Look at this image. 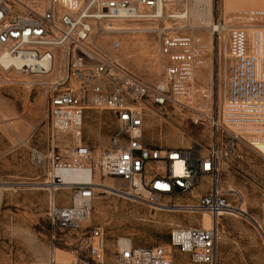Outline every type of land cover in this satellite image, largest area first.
I'll return each instance as SVG.
<instances>
[{"label": "built area", "instance_id": "1", "mask_svg": "<svg viewBox=\"0 0 264 264\" xmlns=\"http://www.w3.org/2000/svg\"><path fill=\"white\" fill-rule=\"evenodd\" d=\"M190 1L0 0V55L27 60L10 67L48 79L44 87L52 127L72 137L64 148L54 144L46 155L43 183L49 196L47 215L55 230H83L92 218L98 185H108L105 181L113 178L128 184V190H120L123 195L145 198L166 209L211 214L212 228L204 227L202 215L200 225L174 230L171 245L189 253L197 264H219L218 218L240 211L221 184V163L228 162L241 143L260 152L258 145L264 144L260 73L264 42L258 39L254 47L249 34L250 27L264 31V9L246 10L239 16L243 26L230 32L233 62L223 105L213 120L225 140L217 138L208 149L200 143L189 148L155 145L145 137L148 110L164 108L194 84L201 38L188 33L164 36L160 49L164 77L156 83L146 82L125 65L117 56L120 41L107 38L108 22L155 21L169 5L186 11ZM89 110L110 111L116 118V130L104 148H93L86 135ZM73 170L89 179L69 181L65 173ZM160 199L169 202L160 204ZM81 233L87 257L69 264H174L163 246H135L132 240L128 247L119 241L109 258L102 228Z\"/></svg>", "mask_w": 264, "mask_h": 264}, {"label": "rangeland", "instance_id": "2", "mask_svg": "<svg viewBox=\"0 0 264 264\" xmlns=\"http://www.w3.org/2000/svg\"><path fill=\"white\" fill-rule=\"evenodd\" d=\"M245 1L213 0V20L208 25L204 22L206 0H191L186 11L170 6L172 15L184 17L123 22L126 26L139 23L151 27L135 39L136 44L131 39L138 34H116L121 43L117 56L146 82L156 83L164 77V58L160 53L164 36L188 33L203 43L198 59L201 63L195 68L190 89L164 108L148 110L145 137L149 143L174 148L200 143L208 149L217 138L225 140L213 120H217L223 105L233 62L229 35L233 28L243 26L239 16L246 11L230 4ZM216 22L224 28L215 31L212 23ZM253 30L249 28L251 44ZM127 41L133 46L128 48ZM47 81L14 69L8 71L0 65V186H7L0 187V264H52L54 260L59 264L80 263L87 257L81 231L93 227L104 230L109 258H113L117 243L127 239L135 246H163L174 264H197L189 253L173 247L171 238L181 226L200 225L203 214H192L183 207L166 209L145 198L106 193L104 187H97L92 218L83 224V230H55L47 215L49 196L43 184L46 155L54 144L64 148L72 137L52 127L44 87ZM116 127V118L110 111L89 110L86 114V135L93 148L108 146ZM258 146L262 152L241 143L234 156L221 163V184L232 193L231 202L239 205L240 211L226 212L218 220L219 264H264V144ZM71 178L88 180L79 173H73ZM117 183L128 190L127 183ZM61 194L71 196L67 191ZM210 221L203 217L206 226Z\"/></svg>", "mask_w": 264, "mask_h": 264}, {"label": "bare ground", "instance_id": "3", "mask_svg": "<svg viewBox=\"0 0 264 264\" xmlns=\"http://www.w3.org/2000/svg\"><path fill=\"white\" fill-rule=\"evenodd\" d=\"M199 1H203V0H199ZM206 1H207L208 8H207V10H205V13H206L205 19H206V21H204L205 19L203 21L205 23H207V25H208V23L211 20H213L212 19V8H211V5H212L213 0H206ZM230 5L236 6L237 7V10H251V9H255V8H263L264 9V0H246L245 2H238V3L230 4ZM170 6L171 5H169L167 8H164L162 10V12L160 13L161 18H164L165 16H176V17H184L185 16V15L183 16L181 14H176V15L174 14V15H172L171 12H170ZM202 14H203V12L201 13L200 16H202ZM125 20L126 19L116 20V21L108 22L107 23V29H108V32H109V34L107 36L108 39H115V40L118 41L116 34L128 32V33H131V34H138L136 37H132V39H131L132 42L134 40V44H136L135 39H139L142 36L143 32H147L149 29H151V27L145 28V27L141 26L142 24H139V23L136 24V26H126L127 24L126 23H123V22H126ZM158 20L159 19H157L155 21H158ZM131 21H134V20H131ZM147 21H149V20H147ZM207 27H209V26H207ZM212 28L215 31H218V30L220 31L224 27H223V25L218 24V22H216V23H212ZM253 31H254V34H253L254 42H252V44H254V47H255L256 44H257V40L258 39L264 42V31H261V30H253ZM132 42L127 41L128 48L130 46H133V43ZM254 51H256V49H254ZM263 62H264V57H262L261 62H260V67H261L260 73H261V75H264V65H263ZM23 63H27V60L22 59V58L12 59V58L8 57L7 55H5L4 52H1V55H0V65L3 68H5L6 70L10 71L11 70V67L10 66L13 65V64H16L17 66L20 67ZM16 71H18V70H16ZM18 73H21V72L18 71ZM73 173H79V176H82L83 175V176H86L89 179L88 175H86L82 171H80V170H73V171H68V172L65 173V176H66V178L69 181H74L71 178ZM109 180H112L114 182L113 183H110L108 185H102V184H100L98 186L104 187V192H106V193H110V194H113V193L114 194H121L120 193V190H122V188H121V186L118 185V183H117L118 180L113 179V178H111ZM34 184L37 185L38 183H34ZM0 187L2 189L7 188V186L5 185V183H2V185ZM41 189H44V187H41ZM1 194H2V192H0V197H1ZM204 213H205V215H208V216H204ZM221 215L222 214H220V216ZM220 216H219V218H220ZM203 217H204V221H206L207 219L211 220L210 221L211 222L210 225L209 226H206L205 224H203L204 227L205 228H208V229L209 228H212L213 225H214V217L211 214L207 213V212H203ZM120 242H121V246L122 247H128L129 246V240H127V239H122V240H120Z\"/></svg>", "mask_w": 264, "mask_h": 264}, {"label": "crops", "instance_id": "4", "mask_svg": "<svg viewBox=\"0 0 264 264\" xmlns=\"http://www.w3.org/2000/svg\"><path fill=\"white\" fill-rule=\"evenodd\" d=\"M224 257H222V261L225 262L226 260L223 259ZM221 259V256H220V251H219V260Z\"/></svg>", "mask_w": 264, "mask_h": 264}]
</instances>
